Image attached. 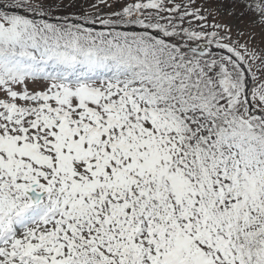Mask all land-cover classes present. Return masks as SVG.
<instances>
[{
  "label": "snow or ice",
  "instance_id": "6c2138e0",
  "mask_svg": "<svg viewBox=\"0 0 264 264\" xmlns=\"http://www.w3.org/2000/svg\"><path fill=\"white\" fill-rule=\"evenodd\" d=\"M0 264H264V0H0Z\"/></svg>",
  "mask_w": 264,
  "mask_h": 264
}]
</instances>
